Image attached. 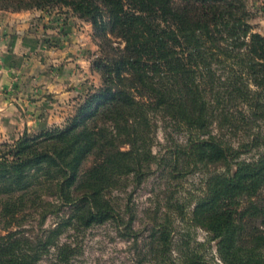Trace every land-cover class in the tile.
I'll use <instances>...</instances> for the list:
<instances>
[{
  "label": "trees",
  "instance_id": "1",
  "mask_svg": "<svg viewBox=\"0 0 264 264\" xmlns=\"http://www.w3.org/2000/svg\"><path fill=\"white\" fill-rule=\"evenodd\" d=\"M50 7L91 24L102 83L64 129L0 144V264H36L51 249L67 264L74 252L59 239L106 223L129 237L132 219L107 196L165 164L152 153L158 124L185 138L168 151L170 174L222 171L208 175L192 212L219 263L194 249L174 259L168 219L151 227L150 255L158 264H264V36L247 0H0V11ZM33 215L39 227L59 222L42 236L11 231Z\"/></svg>",
  "mask_w": 264,
  "mask_h": 264
},
{
  "label": "rangeland",
  "instance_id": "2",
  "mask_svg": "<svg viewBox=\"0 0 264 264\" xmlns=\"http://www.w3.org/2000/svg\"><path fill=\"white\" fill-rule=\"evenodd\" d=\"M247 3L254 15L251 25L255 32L264 36V0H247ZM29 12H37L39 15L32 14L34 15L32 23L45 20L47 24H43L44 31L49 28L53 32L46 33L42 29L41 36L35 30L37 26L32 24V31H35L32 34L40 36V42L45 44L42 52L47 53L42 54L43 62L40 69L42 75L49 76L50 73H54L58 76L71 61H66L65 55L79 59L82 49L86 50L82 55L84 64L77 67L78 69L73 68L74 71H78L77 79L67 80L68 85H65V90L68 94L59 95L49 92L42 96L39 90L42 85L38 80L27 79L25 82H20L19 79L14 80L15 85L12 89L5 90L3 97L6 102L18 108L21 119L28 125L14 131V138L0 140V144H12L24 132L29 136H37L47 130L64 129L75 116L79 106L89 95L99 89L102 83L100 73L94 68V63L100 56L99 41L95 38L90 23L75 17L69 9L63 7H50ZM66 27L72 29L68 32L69 35L66 34ZM68 50L75 53H68ZM20 85L24 88L21 92L18 90ZM37 102L43 103L44 106L35 108ZM184 142L183 135H178L172 132L171 128L158 124L152 153L157 157H165L167 166L163 164L159 167L153 164L150 167L151 173L140 185H136L131 176L125 177L107 196L119 210L125 222L132 219L130 236H124L128 233L124 226L117 228L113 223L93 226L77 234L68 232L59 239L60 243H68L74 252L67 264H158L145 245L148 243L151 227L164 223L165 219H168L173 231L176 252L173 255L174 259L179 251L186 253L188 249H194L205 260L219 263L215 242L210 241V236L193 223L192 212L203 197L208 175L222 171L219 168L210 167L209 171H192L183 177L175 176L176 173L170 174L171 169L168 166L171 162L168 151L174 144H184ZM250 158V155H243L239 161L248 162ZM38 222V215H33L22 223L21 228H13L11 231L21 229L29 231L30 235L42 236V230L52 228L59 219L49 216L41 227L38 226ZM6 234L0 231L1 237ZM36 264H57L56 250L51 249Z\"/></svg>",
  "mask_w": 264,
  "mask_h": 264
},
{
  "label": "crops",
  "instance_id": "3",
  "mask_svg": "<svg viewBox=\"0 0 264 264\" xmlns=\"http://www.w3.org/2000/svg\"><path fill=\"white\" fill-rule=\"evenodd\" d=\"M32 14L38 15L37 12L29 11L20 13L0 12V140L14 138V131L28 125L21 119L18 108L14 104L6 102L3 97L5 90H10L15 85L14 80L19 79L20 82H25L27 79H36L42 85L39 88L42 96L49 92L61 95L66 93L67 80L77 79L78 71H74L73 68L78 69L77 67L84 64L82 55L85 54L86 50L82 49L80 52L82 55L79 59L65 55L66 61H71L66 64L65 70L58 76H55L54 73H50L49 76L47 74L42 75L40 73L43 62L42 54L47 53L46 51L42 52L45 44L40 42V36L32 34L35 32L32 31V24L37 26L35 30L42 36L45 29L43 24H47V21L38 20V23L37 21L32 23V17H34ZM40 14L43 13L40 12ZM65 30L66 34L69 35L68 32L72 29L66 27ZM44 32L53 33L49 28ZM38 38L39 40H37ZM68 53H75V51L68 50ZM36 71L38 72L33 74ZM23 89L22 85L18 86L20 92ZM57 98L59 99V97ZM35 105V108L38 109L44 106L41 102H37Z\"/></svg>",
  "mask_w": 264,
  "mask_h": 264
}]
</instances>
